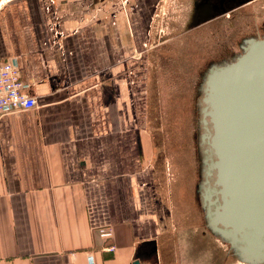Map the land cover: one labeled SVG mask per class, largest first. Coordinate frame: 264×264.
<instances>
[{
    "label": "crops",
    "instance_id": "obj_1",
    "mask_svg": "<svg viewBox=\"0 0 264 264\" xmlns=\"http://www.w3.org/2000/svg\"><path fill=\"white\" fill-rule=\"evenodd\" d=\"M124 1L0 8V60H17L37 100L0 114V264L158 263L166 216L146 118L158 0Z\"/></svg>",
    "mask_w": 264,
    "mask_h": 264
},
{
    "label": "rangeland",
    "instance_id": "obj_2",
    "mask_svg": "<svg viewBox=\"0 0 264 264\" xmlns=\"http://www.w3.org/2000/svg\"><path fill=\"white\" fill-rule=\"evenodd\" d=\"M125 2L129 0L121 5ZM201 4L202 0H158L151 16L147 48L154 67L150 65L147 132L154 142L152 161L166 216L156 264H248L226 255L225 246L204 225L194 197L203 156L198 143L204 133V104L203 88L196 97L193 90L216 50H238L241 37L264 29V0H235L217 13L210 10L205 18Z\"/></svg>",
    "mask_w": 264,
    "mask_h": 264
},
{
    "label": "water",
    "instance_id": "obj_3",
    "mask_svg": "<svg viewBox=\"0 0 264 264\" xmlns=\"http://www.w3.org/2000/svg\"><path fill=\"white\" fill-rule=\"evenodd\" d=\"M206 74L203 121L216 157L209 175L216 171L217 195L215 200L209 198L208 226L233 244L236 239L243 245L247 242L240 249L251 258L242 261L260 264L264 259V218L250 222L244 219L248 216L244 210L264 200V35L246 39L235 60ZM254 199L253 205L247 204ZM153 245L156 254L157 242Z\"/></svg>",
    "mask_w": 264,
    "mask_h": 264
},
{
    "label": "flooded vegetation",
    "instance_id": "obj_4",
    "mask_svg": "<svg viewBox=\"0 0 264 264\" xmlns=\"http://www.w3.org/2000/svg\"><path fill=\"white\" fill-rule=\"evenodd\" d=\"M234 1L235 0H219V1H217V0H202V4L200 5V8H203V9H200V10H202V11H200V15L202 14L203 18H205L211 12L217 13L219 10H224L226 8V4L232 5V3ZM206 5L208 6L209 10H207L205 8V7H207ZM210 10H211V12H210ZM263 35H264V29H262V31L259 34L258 33L257 34H250V35H247L245 37H241V40L239 42H237L238 50H235V51L230 50V51H228V53L225 52L224 56L221 55V57H219V58H216L213 60H206V64H205L203 70L199 72V80L197 81L196 88H195V90H193V95H195V97H196L197 94L202 92V88H203V96L201 97V100H202V103L204 104L200 110V112H201V125L204 128V133H202L201 138L199 140L200 142L198 143V147L200 149H202L201 152H202L203 156H201L200 161H198V169L200 171L199 172L200 177L198 178V182L196 183V186H195L194 197H195L197 204L200 205L199 208H200V211L202 213V219H203L204 225L209 230L212 237H214L221 245L225 246L227 256H229V257H231L237 261H241V262H243L242 260L244 258H251L249 253H243V251L240 249V246H245L247 242L245 243V245H243L242 242H240L239 240L236 239V242L233 244L224 235H222L220 233H214L210 229V227L208 226V211H209V205H210L209 198L212 200H215L217 197L216 192L214 191V188H215L214 181L216 178V171L212 170V176L209 175V171H211L210 164L213 160L216 159V157L210 148L209 139L206 137V135H208L209 132L207 130V126L204 124V121H203L204 120L203 110L205 107V103L203 102V97L205 96V93H204V85H202V83H203V80L207 78L206 73L210 67H220L224 64H227L228 62L235 60L237 58V56L243 52V46L245 45L246 39H248L252 36H257L258 38H261V37H263ZM208 127H210V129H211L212 125L208 124ZM212 209L215 210V205L212 206ZM220 226H222V225L220 224ZM239 237H240V235H239ZM244 263L250 264L249 262H244ZM260 264H264V259L262 262H260Z\"/></svg>",
    "mask_w": 264,
    "mask_h": 264
},
{
    "label": "built area",
    "instance_id": "obj_5",
    "mask_svg": "<svg viewBox=\"0 0 264 264\" xmlns=\"http://www.w3.org/2000/svg\"><path fill=\"white\" fill-rule=\"evenodd\" d=\"M8 0H0V8ZM29 85L22 78L21 71L15 58L0 60V114H6L15 110H30L36 107L37 100L27 93ZM101 235L111 237L110 228H101ZM108 250H115L110 246ZM89 262L94 263V258L89 257Z\"/></svg>",
    "mask_w": 264,
    "mask_h": 264
},
{
    "label": "bare ground",
    "instance_id": "obj_6",
    "mask_svg": "<svg viewBox=\"0 0 264 264\" xmlns=\"http://www.w3.org/2000/svg\"><path fill=\"white\" fill-rule=\"evenodd\" d=\"M254 201H255V199L253 201L252 200H248L247 204H250L251 202H254ZM255 203H258L257 207H254V208L250 207L249 209H247L248 206L246 207V210H244V213L248 214V216L246 218H244V219H248L250 222H256L257 223L260 219L264 218V200H259V201L255 202ZM251 205H253V203H251ZM259 208L261 209V211H256ZM238 214L240 216L242 215L239 212V210H238ZM232 215H233V213H230V216H232ZM255 244L256 243L254 242L253 245H255Z\"/></svg>",
    "mask_w": 264,
    "mask_h": 264
}]
</instances>
